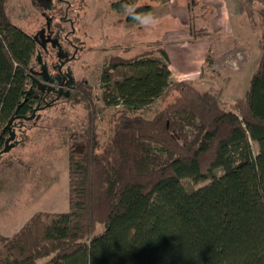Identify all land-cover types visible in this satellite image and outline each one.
Returning <instances> with one entry per match:
<instances>
[{"label": "trees", "instance_id": "1", "mask_svg": "<svg viewBox=\"0 0 264 264\" xmlns=\"http://www.w3.org/2000/svg\"><path fill=\"white\" fill-rule=\"evenodd\" d=\"M241 1L260 28L258 57L230 109L220 90L170 81L151 51L112 55L100 81L105 103L117 108L100 141L91 88L77 80L80 94L67 101L83 102L87 120L68 148V209L38 210L15 233H0V264H264V0ZM6 8L0 0V132L30 109L37 48ZM157 99L150 118L134 112ZM185 178L208 182L187 189Z\"/></svg>", "mask_w": 264, "mask_h": 264}, {"label": "rangeland", "instance_id": "2", "mask_svg": "<svg viewBox=\"0 0 264 264\" xmlns=\"http://www.w3.org/2000/svg\"><path fill=\"white\" fill-rule=\"evenodd\" d=\"M120 1L67 0V17L74 21L72 35L81 41L80 58L71 68L73 76L83 77L91 88L100 141L106 137L105 122L117 108L105 103L100 81V73L112 55L129 58L151 51L149 57L170 69V81L184 80L200 89L220 90L225 109H230L236 98L244 97L256 67L255 35L260 28L254 31L241 0H137L135 4L147 3L149 11L158 15L159 24L152 28L126 19L121 7L124 2ZM66 4L57 0H7L6 10L10 21L33 39L46 35L57 41L62 26L70 27L59 18ZM258 7L253 6L255 24ZM59 45L52 46L47 39L41 48L54 60ZM159 48L166 51L168 60L160 55ZM160 106L157 99L134 112L150 118ZM86 120L83 102H55L39 110L35 123H26L15 145L0 155V233H15L38 210L68 209V148L74 142L71 138L85 128ZM7 160L15 163L3 169ZM221 172L215 170L216 175ZM181 182L187 189H195L208 180L196 183L185 178Z\"/></svg>", "mask_w": 264, "mask_h": 264}, {"label": "flooded vegetation", "instance_id": "3", "mask_svg": "<svg viewBox=\"0 0 264 264\" xmlns=\"http://www.w3.org/2000/svg\"><path fill=\"white\" fill-rule=\"evenodd\" d=\"M66 1V8L63 10V15H60L59 18L63 22H67L69 24V28H65L62 26V34L59 35L57 41L60 43V50L56 54L55 59H48L45 48H41L45 40H49L52 46H55L58 42L56 40H51V38H47L46 35L37 37L35 41L36 50L34 53L35 61L31 63V70L29 73L30 77V89L33 91H27V94L24 98V101H27L28 106L30 107L29 111L26 114L17 113L13 116L17 115H26L29 116L32 114L35 107L37 110L34 113V117L31 120H26L21 117L14 118L10 123L9 127H3L0 132V150L4 146L5 139L9 136L10 130H14L16 133L15 140L20 136L22 127L26 125V123L34 124L37 112L43 108L51 107L52 104L59 101H67L70 98L71 94H80L77 92V80L79 78H75L72 71V65L80 58L79 53V44L81 41L76 39L75 35H72V31H74V21L67 17L69 3L67 0H60V3ZM60 31V30H58ZM57 31V32H58ZM77 40V41H76ZM47 43V42H46ZM40 46V47H39ZM42 53V55H41ZM57 56V58H56ZM44 57V58H42ZM46 57V58H45ZM49 103L48 106H46ZM12 117V116H11Z\"/></svg>", "mask_w": 264, "mask_h": 264}, {"label": "clouds", "instance_id": "4", "mask_svg": "<svg viewBox=\"0 0 264 264\" xmlns=\"http://www.w3.org/2000/svg\"><path fill=\"white\" fill-rule=\"evenodd\" d=\"M128 17L136 22L137 25L152 28L159 24V17L152 11L138 12L136 4L123 3L121 5Z\"/></svg>", "mask_w": 264, "mask_h": 264}, {"label": "water", "instance_id": "5", "mask_svg": "<svg viewBox=\"0 0 264 264\" xmlns=\"http://www.w3.org/2000/svg\"><path fill=\"white\" fill-rule=\"evenodd\" d=\"M48 105H49V103L46 106H48ZM36 110H37V107L34 108L32 114L29 115V116H26V115H21V116L20 115H17V116L10 117V119L7 121L5 127H9L10 126V123L12 122V120L14 118H17V117H21V118H24L26 120H31L34 117V113H35ZM15 137H16L15 131L14 130H10L9 136L5 139L4 146L0 150V155L2 153L6 152L7 150H9L11 147H13L15 145V142H16V141H14L15 140Z\"/></svg>", "mask_w": 264, "mask_h": 264}]
</instances>
